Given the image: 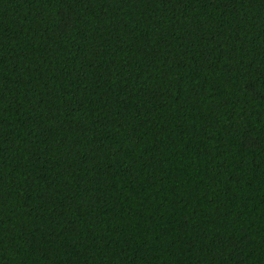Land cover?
<instances>
[{
	"label": "trees",
	"instance_id": "obj_1",
	"mask_svg": "<svg viewBox=\"0 0 264 264\" xmlns=\"http://www.w3.org/2000/svg\"><path fill=\"white\" fill-rule=\"evenodd\" d=\"M0 264H264V0H0Z\"/></svg>",
	"mask_w": 264,
	"mask_h": 264
}]
</instances>
